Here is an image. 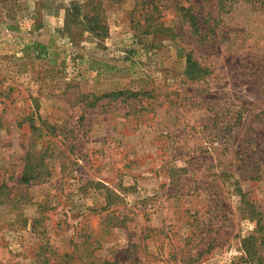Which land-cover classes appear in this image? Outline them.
<instances>
[{"label": "rangeland", "instance_id": "374dc122", "mask_svg": "<svg viewBox=\"0 0 264 264\" xmlns=\"http://www.w3.org/2000/svg\"><path fill=\"white\" fill-rule=\"evenodd\" d=\"M0 188V264H264V0H0Z\"/></svg>", "mask_w": 264, "mask_h": 264}, {"label": "trees", "instance_id": "16d2710c", "mask_svg": "<svg viewBox=\"0 0 264 264\" xmlns=\"http://www.w3.org/2000/svg\"><path fill=\"white\" fill-rule=\"evenodd\" d=\"M76 7L77 5L74 4V6L71 8V10H68V16L72 14L71 11H76ZM70 11V12H69ZM190 20H194V17H190ZM91 21H94V25L95 26H99V22H98V18L93 17V19ZM192 24H194L192 22ZM91 31H95L97 30V27H91L90 28ZM188 65H194L191 61L188 60ZM127 91H117V92H112V93H108L106 95H104L105 97H122L124 94H126ZM133 96L135 95V93H131ZM29 151V150H28ZM40 162V161H39ZM39 166H34L32 165L29 160L25 162L24 167H23V171L21 173L20 176V182L22 183H29L31 180L34 181H39L41 178V170L39 169ZM39 169V170H37ZM3 188V186H2ZM2 188H0V191L2 190Z\"/></svg>", "mask_w": 264, "mask_h": 264}]
</instances>
